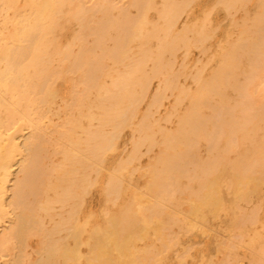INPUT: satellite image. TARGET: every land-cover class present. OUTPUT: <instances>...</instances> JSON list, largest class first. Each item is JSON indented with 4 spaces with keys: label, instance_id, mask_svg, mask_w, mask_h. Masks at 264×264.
Segmentation results:
<instances>
[{
    "label": "bare ground",
    "instance_id": "bare-ground-1",
    "mask_svg": "<svg viewBox=\"0 0 264 264\" xmlns=\"http://www.w3.org/2000/svg\"><path fill=\"white\" fill-rule=\"evenodd\" d=\"M0 264H264V0H0Z\"/></svg>",
    "mask_w": 264,
    "mask_h": 264
}]
</instances>
